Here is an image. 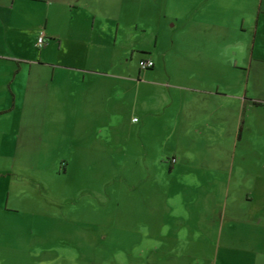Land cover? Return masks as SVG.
<instances>
[{"label":"crops","instance_id":"obj_1","mask_svg":"<svg viewBox=\"0 0 264 264\" xmlns=\"http://www.w3.org/2000/svg\"><path fill=\"white\" fill-rule=\"evenodd\" d=\"M170 3L164 13L162 0H0V143L11 141L19 120L46 96L62 120L67 109H78L75 125L85 109H95L102 118L95 124L108 132L120 121L139 123L145 142L173 141L175 153L167 157L177 162L220 161L240 151L248 131L253 135L251 121L264 116V0ZM143 58L153 68L132 74L129 61ZM131 104L139 117L129 120L120 111ZM187 142L191 148L179 146ZM171 162L170 177L177 172ZM207 167L219 176L195 186L205 191L197 203L219 206L225 172ZM162 228L154 233L164 235Z\"/></svg>","mask_w":264,"mask_h":264},{"label":"rangeland","instance_id":"obj_2","mask_svg":"<svg viewBox=\"0 0 264 264\" xmlns=\"http://www.w3.org/2000/svg\"><path fill=\"white\" fill-rule=\"evenodd\" d=\"M172 12L169 5L167 17ZM129 64L137 74L138 60ZM47 101L0 143V264H264V116L227 158L177 162L167 157L173 141L145 142L139 123L117 124L116 115L108 132L95 124L97 111L85 109L75 125L78 109L62 120ZM120 112L139 117L137 104ZM106 133L113 139L101 138ZM169 160L177 162L171 177ZM205 165L225 172L219 206L197 203L205 191L195 186L216 174Z\"/></svg>","mask_w":264,"mask_h":264},{"label":"built area","instance_id":"obj_3","mask_svg":"<svg viewBox=\"0 0 264 264\" xmlns=\"http://www.w3.org/2000/svg\"><path fill=\"white\" fill-rule=\"evenodd\" d=\"M43 43H44V33L40 32V35L37 40V45L40 47ZM138 65L141 70H146V69L152 68L154 66V62L151 59L143 58L139 60ZM136 120L137 119L134 118V121Z\"/></svg>","mask_w":264,"mask_h":264},{"label":"trees","instance_id":"obj_4","mask_svg":"<svg viewBox=\"0 0 264 264\" xmlns=\"http://www.w3.org/2000/svg\"><path fill=\"white\" fill-rule=\"evenodd\" d=\"M153 68V67H152ZM150 69V68H149Z\"/></svg>","mask_w":264,"mask_h":264}]
</instances>
